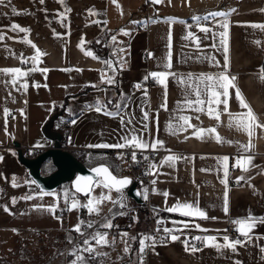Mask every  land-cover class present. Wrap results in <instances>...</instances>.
<instances>
[{
  "label": "crops",
  "instance_id": "crops-1",
  "mask_svg": "<svg viewBox=\"0 0 264 264\" xmlns=\"http://www.w3.org/2000/svg\"><path fill=\"white\" fill-rule=\"evenodd\" d=\"M218 12L225 15H211ZM196 17L211 23L198 24ZM13 25L28 31H13ZM257 26H264V0H11L0 6V261L27 264L23 255L33 240L39 246L35 264H73L72 253L94 234L74 230L86 223L91 198L90 213L108 216L119 233L101 232L107 245L91 241L94 254L82 253L88 264H264V127L257 126L264 125V29ZM129 35L130 62L111 60ZM107 57L111 61L103 63ZM8 69L21 71H2ZM222 75L235 80L220 97L227 110L223 103L211 105L217 120L207 101ZM135 86L141 88L132 92ZM197 86L203 106L188 103L197 99ZM237 89L248 108L241 107ZM249 108L256 120L247 121L248 129L238 127ZM60 111L55 129L62 146L80 160L94 157L95 164L81 160L90 168L105 164L117 174L124 160L107 151L133 145V137L164 153L157 177L140 186V205L101 181L87 198L70 183L53 193L38 189L14 144L31 157L49 147L43 127ZM44 171H54L51 163ZM183 204L205 217L170 210ZM60 208L66 220L57 217ZM239 220L253 224L248 237ZM151 225L169 235L167 244H148L144 231ZM191 237L203 239L202 251L188 247ZM225 237L242 243L233 251L223 247ZM46 240L50 254L42 253ZM15 250L20 260L9 256Z\"/></svg>",
  "mask_w": 264,
  "mask_h": 264
},
{
  "label": "snow or ice",
  "instance_id": "snow-or-ice-1",
  "mask_svg": "<svg viewBox=\"0 0 264 264\" xmlns=\"http://www.w3.org/2000/svg\"><path fill=\"white\" fill-rule=\"evenodd\" d=\"M60 2L63 3V0H60ZM10 3H11V0H0V6H8V5H10ZM41 3H43V0H41ZM12 10H13V12L16 11V9H14V8ZM211 15L212 16H221V15H225V14L223 12H218V13H212ZM196 19L199 20L200 18L196 17ZM257 27H261L262 29H264V26H257ZM17 28H19L18 25H13L12 26V30L13 31H15ZM204 30L206 31V29H204ZM19 31L25 32V31H28V30L23 29V28H19ZM2 39H3V37L0 36V40H2ZM112 39L115 40V37H113ZM33 47H35V45H33ZM36 54L40 55L39 49L36 50ZM88 54L91 55V53H88ZM2 71L19 73L21 70L20 69H8V70H2ZM262 72H264V69H262ZM152 75L155 77V76H163L164 74H162V73H160V74L153 73ZM204 79H205L204 77H201V82H203ZM206 79L207 80H213L214 78L213 77H206ZM232 80H235V77H232L231 79H229V77L227 75H222L220 77L215 78L214 84L211 86L213 88V90L211 92L212 99H209L207 101L208 106H209L208 107L209 113L216 112V110L211 107L212 104H216L217 106H219L221 103H223L224 106H225L224 110L225 111L227 110L228 105L226 103V100H221L220 97L221 96H224V97L228 96V87L231 85ZM107 82L110 84L113 81L110 78ZM24 87H27V85H24ZM216 87H219V88L223 89L224 91L223 92L216 91L215 90ZM193 91L195 92V95H196L197 99L195 101H188V103L190 105L192 103H195L197 105L203 106L205 104V100L200 98L201 97V91H200L199 87L198 86L194 87ZM236 96L240 100L241 107L248 108V105L241 98V94H240L238 89L236 90ZM100 110L101 109L99 107L96 108V111H100ZM194 110L199 112V111H203L204 109H203V107H197ZM7 114H8L7 109H5V115H7ZM107 114L112 115L111 113H107ZM181 119H184L185 121L188 120L187 117H182ZM197 119H198V117H197ZM215 119H217V120L220 119L219 112H216ZM248 120H252V121L256 120V117L252 114V110L250 108L248 109L247 118L245 120L239 121L237 126L238 127H243L245 129H248L250 127V125L247 122ZM72 123H75V121L73 120ZM257 126L258 127H264V125H257ZM210 131H214V129L210 130ZM249 134H251V133H249ZM130 143H132L135 147H140V148H147L148 147L147 143H144L143 141H138L137 138H135V137L132 138V141ZM157 143H162V142L157 141ZM125 146L126 145H114L112 147H125ZM96 147H109V145H97ZM131 155H132V159L135 161L136 160V152L133 151L131 153ZM0 159H2V157H0ZM145 159H147V157H145ZM168 159L169 160H174L176 158L170 156V157H168ZM152 166L155 167L154 164ZM243 170L247 171V168H245ZM94 171L97 172L98 174H104L105 175L106 182L104 183L103 186L105 188H108L109 190H111L112 188H116V191L120 192L121 186L130 183V180L128 178H120V179H118L117 177L113 176L109 172L107 167L96 168V169H94ZM243 179H244V177L241 176V177L238 178V181L239 180H243ZM13 186H16V185L13 184ZM85 195H89V193H85ZM164 195H167V193H165ZM105 198L110 199V197H98L97 199L98 200H103ZM121 198H123V194L122 193H121ZM225 203H227V197H225ZM74 206L75 205H73V207ZM121 206H123V205H121ZM89 207H90L91 211L95 212V210L91 208V198L89 199ZM177 208L183 209V211H181V213H180L181 215L188 216V215H196V214H198L201 218L205 217L204 212L200 211L198 208L194 209V206L192 204L177 205L175 208H172L170 210L175 212L177 210ZM225 211L227 212V207H225ZM260 222L264 223V218H262ZM236 223H238L240 225L239 231L241 232V234L243 236H245V237H248L249 231L252 229L253 224L249 223L247 220H239V221H236ZM86 226L87 227H92V224L88 223ZM103 227H105L107 229H111L113 227V225L110 224V223H106V224L103 225ZM74 230L77 231L78 233H80L81 235H83V233L81 232L80 227H77ZM165 231H169V230L165 229ZM171 239L172 240H176V239H178V237L175 236V235H172ZM196 239L199 240L201 238L200 237H196ZM224 239H225V241H228L227 237H225ZM206 240L208 241V243L210 245L216 247L217 249H219L221 247V245L213 243L214 241H216V237L209 236V237H206ZM91 241H95L96 244H103V245H107L108 244V241L106 239V234L105 233L95 232L94 234L91 235V240L86 238L83 241V244L86 247L81 248V247L77 246L76 251H74L72 253V255L74 256L73 264H88V261L86 259H84V257L82 256V253L86 252V253H89L90 255L94 254V249H93V247L91 245ZM141 243L143 244V241ZM241 243H242V241H240V240H236L234 242L233 241H228L226 244L223 245V247L231 248L233 251H236V246L241 244ZM142 250L143 249H141V251ZM192 251L194 252V251H196V249L193 248ZM262 251H264V249H262Z\"/></svg>",
  "mask_w": 264,
  "mask_h": 264
},
{
  "label": "water",
  "instance_id": "water-1",
  "mask_svg": "<svg viewBox=\"0 0 264 264\" xmlns=\"http://www.w3.org/2000/svg\"><path fill=\"white\" fill-rule=\"evenodd\" d=\"M66 105L67 102L64 108ZM62 115L63 111L54 114L43 127V134L51 142V145L42 150L37 157L29 156L19 143L14 144L19 162L28 170L29 177L38 189L43 193H53L62 185L70 183L74 192L87 198L98 181L106 182L105 175L98 174L94 169L107 167L109 172L118 179L128 178L130 180V183L121 186L120 192H125L134 202L141 204L143 200L140 187L132 179L119 177L105 164L90 168L62 146L63 135L55 129V124ZM49 163L54 171L46 174L44 170ZM112 190L116 191V188H112ZM85 193H89V195H85Z\"/></svg>",
  "mask_w": 264,
  "mask_h": 264
},
{
  "label": "built area",
  "instance_id": "built-area-1",
  "mask_svg": "<svg viewBox=\"0 0 264 264\" xmlns=\"http://www.w3.org/2000/svg\"><path fill=\"white\" fill-rule=\"evenodd\" d=\"M197 23L209 25L211 21L210 19L201 18L197 21ZM145 28H146L145 25L141 26V29H145ZM131 41H132V37H130L129 35L126 43L120 45L119 47L115 46L113 48V53L111 57L109 56L111 60L118 58L119 60L118 63L128 64L130 60L128 53L125 52V48L129 47ZM109 57L103 59L102 62L103 63L110 62L111 60H109ZM23 61L25 65L27 66L29 65L27 59H24ZM140 88L141 86H135L132 89V92ZM15 114H16L15 112L10 113V117L12 120L15 119ZM69 126L70 124H67V128ZM41 151L42 150L37 151L34 157H37ZM133 151L136 152L135 161L132 159V155H131ZM107 153L113 158H117V156L123 158L124 163L118 167L117 175L119 177H129L130 179H132L134 183H137L139 187L149 185L157 177L162 165V160L164 155L162 151L154 150L152 148L142 149L140 147H135L134 145H126L125 147H119L117 150H113V151L109 150L107 151ZM145 157H147V159H145ZM153 164L155 165V167L152 166ZM142 207L149 211L148 207L146 206H142ZM84 211H85V215L83 216V218L86 221V223L81 229V232L83 233V235H81L82 237H86L95 232H106V231H108L110 233V236H112L113 238L117 237L119 230L113 228L107 229L103 227V225L106 224L107 221L109 220L108 216H103L98 213H90L89 206L84 207ZM57 217L61 220H66L67 210L65 208H60L57 212ZM88 223H91L92 227H87L86 225ZM144 233H145L144 235L147 238L146 240L148 244L165 245L169 242V235L165 233L157 232L155 230V227H153V225L148 226V228L144 231ZM188 247L190 249L195 248L197 252L202 251L204 248V241L203 239L197 240L196 237H191L188 240Z\"/></svg>",
  "mask_w": 264,
  "mask_h": 264
},
{
  "label": "rangeland",
  "instance_id": "rangeland-1",
  "mask_svg": "<svg viewBox=\"0 0 264 264\" xmlns=\"http://www.w3.org/2000/svg\"><path fill=\"white\" fill-rule=\"evenodd\" d=\"M81 158V160H83V162H88V163H90V164H95L96 162H95V160H94V157H92L91 156V158H87L86 156H81L80 157ZM119 162H122L121 160H119ZM36 240V239H35ZM34 240V241H35ZM31 241H33V240H31ZM31 241H29V249H27L26 248V252L24 253V255L23 256H25V255H28L26 258H27V261H28V263L27 264H35V262L37 261V253H38V249H39V246H37V242H34V244L33 243H31ZM44 243L46 244V246H45V249L42 251V253H45V254H50L51 253V245H50V241H44ZM38 248V249H37ZM37 249V250H36ZM21 255V253L19 254L16 250H15V252L14 253H12V254H10L9 256L10 257H13V258H15V259H17L18 258V260H20V256H22ZM9 260V259H8ZM0 264H13L10 260L8 261V262H2V261H0ZM17 264H20V263H17Z\"/></svg>",
  "mask_w": 264,
  "mask_h": 264
}]
</instances>
